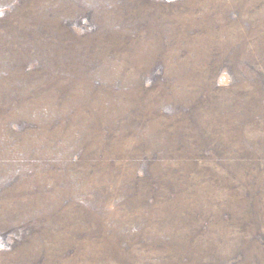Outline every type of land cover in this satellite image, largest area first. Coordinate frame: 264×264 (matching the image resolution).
Returning <instances> with one entry per match:
<instances>
[{"label": "rangeland", "instance_id": "rangeland-1", "mask_svg": "<svg viewBox=\"0 0 264 264\" xmlns=\"http://www.w3.org/2000/svg\"><path fill=\"white\" fill-rule=\"evenodd\" d=\"M0 264H264V0H0Z\"/></svg>", "mask_w": 264, "mask_h": 264}]
</instances>
